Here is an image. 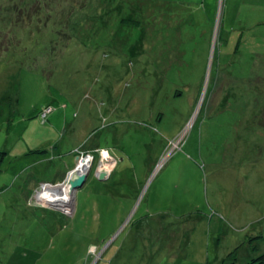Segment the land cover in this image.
<instances>
[{
    "label": "rangeland",
    "instance_id": "rangeland-1",
    "mask_svg": "<svg viewBox=\"0 0 264 264\" xmlns=\"http://www.w3.org/2000/svg\"><path fill=\"white\" fill-rule=\"evenodd\" d=\"M0 149V264H248L264 0H0ZM78 149L67 214L43 184L69 186Z\"/></svg>",
    "mask_w": 264,
    "mask_h": 264
},
{
    "label": "water",
    "instance_id": "water-1",
    "mask_svg": "<svg viewBox=\"0 0 264 264\" xmlns=\"http://www.w3.org/2000/svg\"><path fill=\"white\" fill-rule=\"evenodd\" d=\"M78 159H79V156H77L76 162ZM93 161L89 162L90 163V164H88L89 169H87L85 172H81L79 170V165L77 166V168L75 170H73L71 172L72 177L70 178V181H69V189L73 194L72 202H67V201L66 202H56V204L53 202H49V203H47V205L51 206L52 208H55V209H57L63 213H67V214L72 213L75 210L74 204L76 201L77 190L82 188L84 186L85 182L87 181V179L89 177L90 168L92 167ZM109 177H110L109 175L106 176L104 173H101L98 176V178L102 181L108 179ZM71 206H72V208H71Z\"/></svg>",
    "mask_w": 264,
    "mask_h": 264
},
{
    "label": "bare ground",
    "instance_id": "bare-ground-1",
    "mask_svg": "<svg viewBox=\"0 0 264 264\" xmlns=\"http://www.w3.org/2000/svg\"><path fill=\"white\" fill-rule=\"evenodd\" d=\"M89 161L83 160L79 163V170L81 172H85L87 170ZM46 188V189H45ZM49 187H44L43 193H44V199H47V202H53L56 204V202H66L65 200H68L70 197L71 191L69 189V186H58L57 188L52 189L54 193H50L49 190H47ZM69 202V201H67Z\"/></svg>",
    "mask_w": 264,
    "mask_h": 264
},
{
    "label": "trees",
    "instance_id": "trees-1",
    "mask_svg": "<svg viewBox=\"0 0 264 264\" xmlns=\"http://www.w3.org/2000/svg\"><path fill=\"white\" fill-rule=\"evenodd\" d=\"M44 108H52V111L48 114L47 118L44 121L41 118V112H43L44 109L40 111L39 118L42 120L43 123H46L47 121H49V116L53 112L54 108L52 105H46V107H44ZM32 152L41 153V152H43V150L37 149V150H33ZM6 157H7V152L0 149V169L2 167L3 162L5 161ZM251 239H254V238H251ZM231 264H236V263L232 262ZM248 264H264V252L255 256V257H252V259H250L248 261Z\"/></svg>",
    "mask_w": 264,
    "mask_h": 264
},
{
    "label": "built area",
    "instance_id": "built-area-1",
    "mask_svg": "<svg viewBox=\"0 0 264 264\" xmlns=\"http://www.w3.org/2000/svg\"><path fill=\"white\" fill-rule=\"evenodd\" d=\"M52 111V108H46L45 110H43V112H41V118H42V120L44 121L45 119H46V117L48 116V114L50 113ZM107 150V149H106ZM105 149H100L99 151H100V153H101V155H102V161H104V159L105 160H108L111 156H109V155H106V153H107V151H106ZM79 153H81L80 152V150H77ZM108 154V153H107ZM112 159H113V157H111ZM83 159H86L87 161H93L94 159H95V157H94V155L93 154H90L89 152H85V153H81V155L79 156V159H78V162L80 163ZM110 160V159H109ZM102 165H103V167H105V165L102 163ZM101 169H103V168H101ZM72 177V174H70V177L69 178H71ZM43 185H45L44 187H46V185H50L49 183H45V184H43ZM45 190V189H44ZM50 192V191H49Z\"/></svg>",
    "mask_w": 264,
    "mask_h": 264
},
{
    "label": "crops",
    "instance_id": "crops-1",
    "mask_svg": "<svg viewBox=\"0 0 264 264\" xmlns=\"http://www.w3.org/2000/svg\"><path fill=\"white\" fill-rule=\"evenodd\" d=\"M72 127V129H74L75 128V126H71ZM68 128V127H67ZM96 147H99L98 145H95L94 146V148H96Z\"/></svg>",
    "mask_w": 264,
    "mask_h": 264
},
{
    "label": "clouds",
    "instance_id": "clouds-1",
    "mask_svg": "<svg viewBox=\"0 0 264 264\" xmlns=\"http://www.w3.org/2000/svg\"><path fill=\"white\" fill-rule=\"evenodd\" d=\"M78 150H80V149H78ZM94 161H95V159H94Z\"/></svg>",
    "mask_w": 264,
    "mask_h": 264
}]
</instances>
